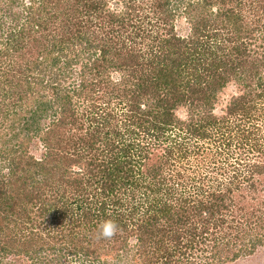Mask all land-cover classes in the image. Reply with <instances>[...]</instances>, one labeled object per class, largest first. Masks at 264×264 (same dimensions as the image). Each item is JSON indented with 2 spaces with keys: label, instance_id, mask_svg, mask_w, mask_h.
I'll use <instances>...</instances> for the list:
<instances>
[{
  "label": "trees",
  "instance_id": "obj_1",
  "mask_svg": "<svg viewBox=\"0 0 264 264\" xmlns=\"http://www.w3.org/2000/svg\"><path fill=\"white\" fill-rule=\"evenodd\" d=\"M262 104L264 0H0V264L236 262L238 214L264 229Z\"/></svg>",
  "mask_w": 264,
  "mask_h": 264
},
{
  "label": "rangeland",
  "instance_id": "obj_2",
  "mask_svg": "<svg viewBox=\"0 0 264 264\" xmlns=\"http://www.w3.org/2000/svg\"><path fill=\"white\" fill-rule=\"evenodd\" d=\"M179 26V25H178ZM177 26V27H178ZM180 28L182 27L179 26ZM77 49V47L74 48V50ZM79 49V47H78ZM241 87L237 84V83H229L222 91H220L218 93V100L214 106V113L219 115L221 112V109H223V107L225 106V104L229 101L230 97L233 95H238L241 94ZM262 106H264V104H262ZM179 116H184V110L180 109L179 112H177ZM264 126L262 125V128ZM264 130V129H263ZM201 144L202 147L204 148L203 150H199V155L197 157L192 156L190 163H192L194 166L198 165V167H202V170H206L208 171V175L214 177L213 180L218 179V181H211V183L215 185H218V183H220L221 181L224 180V174H226L225 170H230V166L227 164H225L226 166L228 165V168H225L226 166H223V168L225 170H221L218 168L219 163H216L217 165L215 166V164H210L211 159L214 157L213 155V147H214V143H212L211 141L208 140H204ZM214 144V145H213ZM199 147V146H198ZM36 154H39V150L36 151ZM252 154L251 155H247L245 158H248V161L252 162V160L254 161V159H252ZM218 160V157H217ZM222 163V162H221ZM192 169H190V171H193L194 168L193 166H191ZM200 171V170H199ZM201 172V171H200ZM223 174V175H220ZM192 175H197L198 174L195 172L192 173ZM238 182H240V178L239 180H237ZM206 185V180H205V184ZM241 190L236 192V193H240L243 191V196L241 198H243V202L239 203L240 205H245L246 206V210L245 212L247 213L248 216H250V214L255 210V209H259L262 206L260 205V203L258 202V200L256 199L255 201H253L254 198H256L255 196L257 195H250L247 190H244L247 188L246 184L241 186ZM242 195V194H241ZM262 196V195H260ZM259 196V197H260ZM264 197V196H262ZM228 203V202H227ZM237 206L234 207H230V209L228 210L227 214V220L230 221L231 216L234 215V213H237ZM231 214V215H229ZM238 220L237 222H235V225L240 224V226H242V231L244 233H246V236H244L245 240L244 243H249L254 244V248L252 252H242L239 254L238 260L236 262H226L224 261L223 264H264V237L262 235H264V229L259 226V223L256 224V222L254 220L251 221L250 224H247V221L245 220V218H243L242 214H238L237 216ZM239 218H242L243 220H239ZM196 220V219H195ZM193 223V221H191L189 223V226ZM257 235V236H256ZM262 236V239H260L259 237ZM253 237H258V239H260L261 243L257 244L256 242H252L253 241ZM234 238V237H233ZM252 240V241H251ZM238 243H240L238 241ZM52 243H49L48 245H51ZM44 248L47 247L46 244H44ZM56 248H53L50 250L48 248V251L45 252L46 254L44 256L41 257V261H39L40 263L37 264H49V262L47 260H53L52 264H75V261H71L69 259L66 258V253H65V249L64 248V244H54ZM61 247V250H58ZM13 253H10L8 256V261H10L11 264H33V261H27L28 259H26L27 255H20L18 258H16V256H12ZM29 256V255H28ZM38 256V255H36ZM33 259H35L32 256H29ZM38 258V257H37ZM46 259V261L44 260ZM194 264H204V260L202 258H194ZM51 264V263H50ZM188 264V263H186Z\"/></svg>",
  "mask_w": 264,
  "mask_h": 264
},
{
  "label": "clouds",
  "instance_id": "obj_3",
  "mask_svg": "<svg viewBox=\"0 0 264 264\" xmlns=\"http://www.w3.org/2000/svg\"><path fill=\"white\" fill-rule=\"evenodd\" d=\"M120 231L118 224L113 220L102 222L98 229V238L111 239Z\"/></svg>",
  "mask_w": 264,
  "mask_h": 264
}]
</instances>
